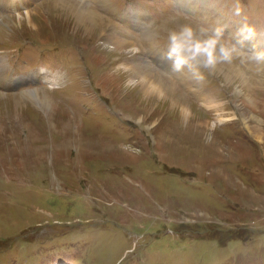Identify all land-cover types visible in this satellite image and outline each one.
<instances>
[{"label": "rangeland", "instance_id": "374dc122", "mask_svg": "<svg viewBox=\"0 0 264 264\" xmlns=\"http://www.w3.org/2000/svg\"><path fill=\"white\" fill-rule=\"evenodd\" d=\"M25 1L0 13V264H264V143L243 119L264 139V69L244 58L221 63L223 72L247 74L254 86L247 97L250 88L235 75L228 82L217 69H201L197 82L187 69L172 72L165 58L176 22L228 24L227 38L247 20L264 35V0H241V17L232 14L235 0H207L210 14L177 0H107L104 7L106 0H70L89 4L120 35L139 34L123 13V20L135 8L148 14L147 41L158 47L137 41L141 52L129 58L175 83L191 104L187 119L161 101L142 100L120 69L125 54L113 53V41L96 31L82 34L75 9ZM29 12L36 26L19 24ZM253 47L249 41L244 50ZM45 68L62 70L63 85L53 89L57 83L30 75L54 71ZM74 112L87 136L57 124ZM101 135L113 140L102 143Z\"/></svg>", "mask_w": 264, "mask_h": 264}, {"label": "bare ground", "instance_id": "6f19581e", "mask_svg": "<svg viewBox=\"0 0 264 264\" xmlns=\"http://www.w3.org/2000/svg\"><path fill=\"white\" fill-rule=\"evenodd\" d=\"M24 1L25 0H11L10 2L7 3L6 9L10 10L11 12L19 11L23 7V5L26 3V1L25 2ZM33 1L35 4L33 7H35L36 6L35 1H38V0H33ZM52 1L57 2L59 5L66 6V7H69L71 9H75L74 12L75 11L76 12L73 13V15H74L73 18L75 19V22L79 25L78 27L83 26L82 34L84 33L87 36H89V34L96 31L99 33L98 38H100V39L103 38L104 41H106L108 43L110 41H113L112 42L113 46L111 47V51L113 53L125 54L126 59L124 57L122 62H120V69L125 71V77L127 78L128 86L140 87L139 89H141V91L144 92L143 93L144 98L141 97L142 100H147V99L153 98L158 102L161 101L165 107H168L167 109L170 112L177 110V111H179V114L181 115L182 119L189 118V115L192 114L191 113L192 107H190L191 104L187 102L189 100V99H187V96L180 94V91H179L178 87L175 85V83L173 81H171L170 78L163 76L165 74H157L156 72H154L155 68L152 65H150L149 63H147L148 61L146 62L145 60H143L144 65L139 67V66H135V64H132L133 62L135 63V61L138 62V59L132 60L131 58H129L130 56H134V55H132L133 53H131V52L134 51L137 54H138V52H141V49L138 46V42H139V45L141 44L144 47L142 41L143 40L147 41L148 39L151 38V36L153 34L151 29L148 28L147 23L144 22L143 19H144L145 15L141 11L133 12L130 15H127L124 19V21L126 23L132 24L134 27L138 28L139 34L136 35L137 36V38H136L135 35H132L130 33H127V35L124 34L125 36L120 35V32L117 31L118 26L116 24H115L116 26H114L113 22H110L106 18H105V20H103L104 17L101 16V14H99L100 12L93 11L90 8V6H89L90 1L89 0H87L89 4H85L84 2H81V3L78 2L77 4H74L73 2H71L72 0L71 1L70 0H52ZM83 1H86V0H83ZM177 1H178V5H180L184 9L193 10V9L199 8V9H202L203 12H205V13L213 12V10H212L213 7L208 6L206 0H177ZM101 4L104 7V4H109V1L107 2V0H106V2H103ZM58 7L59 6H57V5L55 6V8H58ZM31 8L29 10H31ZM83 9H89V10H91V12L87 11V10H83ZM67 10L65 12H68ZM25 11H27V10H24V12ZM30 13L31 12L26 13L25 17L18 16L19 24H22L23 20L28 21L30 24H32L33 22H32V18H31ZM33 25H34V23H33ZM180 25H181L180 22H176L174 24L175 28L179 27ZM34 26H36V25H34ZM134 37H135V39H133ZM108 43H105V44L107 45ZM147 43H148L147 47H149L150 49H155L158 47V46H153L152 44H151V46H149L150 43L148 41H147ZM253 43H254V45H258V46L263 44L264 43V37H260L259 39H254ZM139 49H140V51H139ZM118 61H121V60H118ZM139 62H141V60H139ZM231 64H233V63H231ZM6 67H7V62H6ZM246 68L247 67H244L245 70H246ZM45 69H47V68H45ZM145 69H147V70H145ZM216 69L219 71L217 74L222 73V75L224 76V78L228 82H231L235 79L237 80V78L236 77L233 78L232 75L237 76L238 79H243L242 82L244 83V85L250 88L249 92L246 94L247 97H250L251 91L254 90V86L247 85V81H246L247 76H245L247 74H243V73H241L237 70H233V69L232 70H233L234 74L232 72H223V65H221V64H219L216 67ZM5 70L6 69H4V67H3L2 72H3L4 81H3L2 85L7 84L6 83L7 74L5 73ZM48 70H50V69H48ZM45 71H47V70H45ZM56 71H59L61 74L60 73H58V74L52 73V72H56ZM56 71L42 72V73H31L30 75L32 77L34 76L36 78L41 77L42 80L43 79L46 80L45 82H47V83L48 82H51V84H52V82L57 83V84H53V85H55V88H57V87H59V85H63L64 82H62V81L64 78V74L60 70H56ZM213 72H215V71H213ZM114 74H115V76H119V73H117L116 67H115ZM151 76H153V77H151ZM165 78H168V79L165 80ZM117 79L118 78L111 79L112 83H114ZM55 88H53V89H55ZM237 92L242 93V90L240 88H238ZM43 93H45V92H42V94ZM36 94L41 95L39 92H36ZM2 95L3 94H0V97H3ZM30 96L34 100H37V97H35V95L31 94ZM42 104H44L46 106V110H47V99L45 96H43ZM42 107H43V105H42ZM61 110H63V109L60 108L58 110L59 114H62ZM47 112L49 113V115H48L49 121L54 123L53 118L55 117L56 112H52L49 110H47ZM72 115L73 116H69L72 120L66 121V120L60 118L59 120H57V124L59 123V125H61L60 127L63 126L65 128L64 130H67V131L74 133L76 135V137H77V135H80V134L86 135L87 132H84L81 130V125L83 123V122H81L82 121L81 117L79 116V118H76L75 112L72 113ZM124 115L131 118V119L134 118L133 116H132L133 117L132 118L130 115H128L126 113ZM251 117H253V116H251ZM243 119H244V122L247 124L246 127L253 134V137H256L257 140L264 143L263 137L260 134H258L259 131L254 126L249 124V120H248L249 118L243 114ZM143 120H144L143 116L140 115V116H138V120H136V121L142 123L141 121H143ZM261 122L262 121H259V123H261ZM63 133L64 132L61 133V136L63 135ZM63 136H65V135H63ZM96 137L99 139L101 138L100 141L102 143H106V142L113 140L112 137L109 138L107 136L108 137L107 138L106 136H103V135L96 136ZM103 140H104V142H103ZM77 142H78V140H77ZM110 144H113V143L110 142ZM123 145L124 144H121V146H123Z\"/></svg>", "mask_w": 264, "mask_h": 264}, {"label": "clouds", "instance_id": "9594fccd", "mask_svg": "<svg viewBox=\"0 0 264 264\" xmlns=\"http://www.w3.org/2000/svg\"><path fill=\"white\" fill-rule=\"evenodd\" d=\"M244 5L235 0L232 14L241 17ZM228 24L217 23L183 24L169 30L166 37L165 58L171 62V71L180 73L185 69L200 82L204 79L201 69L213 72L221 63H231L234 59L244 58L260 69H264V49L253 47L244 50L246 42L252 41L258 34L257 26L247 20L238 24L232 37L225 36Z\"/></svg>", "mask_w": 264, "mask_h": 264}, {"label": "crops", "instance_id": "0c3cea01", "mask_svg": "<svg viewBox=\"0 0 264 264\" xmlns=\"http://www.w3.org/2000/svg\"><path fill=\"white\" fill-rule=\"evenodd\" d=\"M178 137H179V136H178ZM178 137H177V138H178ZM177 138H176V139H177ZM178 142H179V140H178ZM219 161H220V160H215V161H212V163L214 164L215 167H218V170L222 171V172L219 173V174H220V175H224V179H226V177H227V173H223V172H224V171H223L224 169L220 168L219 165H218L219 163H217V162H219ZM201 164H202V163H201Z\"/></svg>", "mask_w": 264, "mask_h": 264}]
</instances>
